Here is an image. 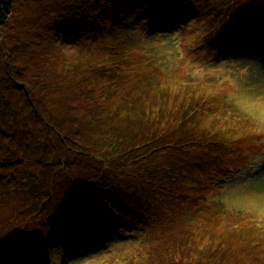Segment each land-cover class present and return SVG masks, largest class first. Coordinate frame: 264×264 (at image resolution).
Here are the masks:
<instances>
[{
  "label": "rangeland",
  "instance_id": "obj_1",
  "mask_svg": "<svg viewBox=\"0 0 264 264\" xmlns=\"http://www.w3.org/2000/svg\"><path fill=\"white\" fill-rule=\"evenodd\" d=\"M248 1L252 14L241 9L238 13L241 17L237 16L238 24L251 21L258 27V33L252 34L258 40L247 52L251 56L236 57L241 43H235L229 34H223L218 29L212 30L217 21L213 18L185 20L183 17L180 23H173L164 15L142 17V13H136L128 21L131 29L128 33H121L112 24L100 27L102 29L98 32L96 25L81 31L83 20L88 23L91 20L80 16L85 2L14 0L8 20L0 27V108L7 99L23 97L17 81L28 80L31 83L33 78L42 79L54 63L62 70L63 61L79 58L82 49L97 59L101 56L102 60H106V56L110 55V62L113 53H120L116 66L106 68L108 77L117 75L115 71H118L130 74L129 78L138 77L140 83L146 78L142 87L148 90L163 85L167 80L173 81L167 93L156 92L146 116L147 133L162 130L166 134L173 130L168 137L172 136L183 124V113L185 117L190 114L187 116V127L192 130L190 134L185 133L188 153L183 159V167L187 168L186 172H182L183 167L178 164L182 162L177 156L176 149L179 148L167 146V151L178 159V163H172L171 167L178 168L179 178L169 184L168 190L160 194V199L151 202L149 196L143 203L137 202L132 191L138 179L145 176V164L141 161L143 154L133 150L120 155L118 160L126 163V167H121L116 164L113 157L116 151L112 149L104 162L107 166L101 168L103 173L99 172L100 162L95 158L89 160L90 157L86 156L85 159L98 169L96 175L101 180L107 177L119 183V190L111 193L113 203L107 204L122 208L128 201L131 208L120 228H116V224L107 231L122 230L124 225H128L129 238L118 240L110 236L111 240L104 246L109 235L100 236L94 243L88 237L75 242L72 234L64 233L57 239V234H53L55 232L48 233L45 237L41 236L42 242L38 246L53 244L54 249L46 256L37 257L40 264H121L122 259L130 255L141 257L148 255L150 250L163 253L170 246L172 248L167 256L174 254V257L166 258L169 262H180L188 259V254L181 250L186 243L188 251L195 250L197 244L205 245L207 249L225 252L229 261L235 255L242 256L246 264H264V7H260V0ZM243 26L249 25L246 23ZM104 43H107L106 48ZM127 54L132 56V60L122 56ZM160 65L165 73H160L158 77L156 69ZM115 81L106 83L100 79L102 87L122 84ZM122 98L128 99L127 96ZM139 98V92L133 90L129 99ZM47 113L48 120L52 121L46 123L50 131L59 125L65 128L61 129L69 137L67 129L71 112L62 119L57 110L55 114L51 111ZM119 122L127 123L123 132L125 135L139 128L132 127L126 120ZM21 124L22 121L19 126ZM5 138L12 142L13 151L18 156L28 158L22 165L26 173L19 170L21 175L29 178L38 176L49 185L63 180L66 189L73 179L70 176H76L80 178L76 188L87 189L86 169L75 170L77 165L69 162L60 169L57 165V171L53 168L54 172L48 168V161H41L43 152L38 149L42 145L37 136L23 138L14 131L12 137ZM68 152L72 150L63 148L59 140L55 155L62 154L63 157ZM158 153L162 156L163 150ZM129 177L131 179L128 180ZM126 181L131 184L128 188L124 187ZM16 191L17 188L14 194ZM67 191L68 199L78 198L77 191ZM166 207L178 211L185 210V207L199 209L189 218V228L195 235L193 242L149 241L152 239L151 228L158 223V214ZM6 211H12V205H0V264H29L24 261V256L20 257L22 245L18 239L6 244L2 238L6 230L4 223L9 220L3 215ZM27 223L32 225L31 219ZM22 225V221L14 219L9 223L8 232L12 233L14 228ZM208 228L207 234L205 230ZM46 229L50 232L51 225L47 224ZM180 229L183 230V227ZM15 232L29 236V232L24 230ZM168 237L183 238L182 232L171 231L160 238ZM13 254H19L16 256L18 259H12Z\"/></svg>",
  "mask_w": 264,
  "mask_h": 264
},
{
  "label": "trees",
  "instance_id": "obj_2",
  "mask_svg": "<svg viewBox=\"0 0 264 264\" xmlns=\"http://www.w3.org/2000/svg\"><path fill=\"white\" fill-rule=\"evenodd\" d=\"M79 1L86 4L81 10L80 16L82 19L83 17L91 19L90 23L83 20L84 25H82L81 31L96 25L98 32L104 26L111 24L119 30L122 25L127 24L128 29L131 30L128 25L129 19L136 13H142V17L150 14L164 15L173 23H180V19L183 17L185 20L213 18L217 21L212 30L218 29L223 34H229L235 43H241L237 48L239 51L253 48L254 43H257L258 40L252 35L258 33L256 25L248 20L238 24L237 16L241 17V14L238 15L241 9L252 14L248 0H90L88 3L87 0ZM13 4L14 0H0V27L4 26L8 20ZM260 7H264V0H260ZM233 21L234 23H232ZM245 22L252 27L243 26L246 24ZM241 33L246 36L242 37ZM103 46L106 48L107 43H104ZM79 53V58L63 61L62 70L54 63L52 69L42 79L33 78L31 83L28 80L17 81L19 89L23 92V97L17 100L7 99L0 108V205H12V211H6L3 214L9 218L4 223L6 230L2 237L6 244L11 240H20L15 236L26 235L15 232L17 230L29 233L38 231L41 235L35 238L36 242L41 240V236L45 237L52 232H55L53 234H57V237L64 233L72 234L73 238H80L77 242L83 237L96 238L106 235H109L106 237V242L111 240L110 236L112 239H128L129 235L126 233L129 230L128 225H124L122 230L111 233L106 228H111L116 224H118L116 228H120L129 214L130 204L125 202L126 205H123L122 208L107 204V202H113L111 193L117 192L120 185L116 181L106 179L107 177L101 180L96 175L98 169L89 161L95 158L100 162L99 172L103 173L101 168L107 166L104 162H106L107 153L112 149L116 151L113 156L115 162L121 167H126V163L118 160L120 155L124 156L133 150L143 154L141 161L145 164V176L139 178L137 184L132 188L134 199L139 203H143L147 196H149V202L160 199V194L166 192L165 189L168 190L169 184L179 178L178 168L171 167L172 163H178V159L172 152L167 151V146L174 145L179 148V150L176 149L179 153L177 156L182 159V162L178 164L183 167V159L188 153L185 133L189 132L190 134V131L192 133V130L187 127V116L190 114H186L185 117L183 113L181 118L183 124L180 130L175 131V134L170 137L168 136L173 130L166 134L162 130H153L149 134L145 129L146 116L156 92L167 93L173 81L167 80L161 86L156 85L152 89H144L142 86L146 84V78L140 83L138 77L130 76L129 78L130 74H120L118 71H115L117 75L108 77L106 68L116 66V60L120 53H113L111 62L109 61L110 55L106 56V60H102L103 57L100 56L97 59L96 56L90 52L87 53L84 49ZM122 56L128 57L129 54ZM131 58L132 56L127 59L132 60ZM160 73H165L162 65L156 69V76L160 77ZM48 75H50L49 78ZM100 79L106 83H113L117 80L115 82L122 84L102 87ZM133 90L139 92L138 100L129 99L132 98ZM123 96H127L128 99L122 98ZM55 110L58 111L60 119L69 111L71 112L70 125L67 129L69 137L63 133L64 127L57 125L54 126L53 131H50V126H47V121L52 122L48 120L47 112L51 111L55 114ZM121 120L130 122L132 127H139L138 130L129 135L123 134L127 123L119 122ZM21 121L22 124L19 126ZM106 126L115 127L109 129ZM14 131L19 137L27 138L31 135L38 137L42 145L38 150L43 152L41 161L43 163L48 161L49 169L57 171V165L60 169L69 162L77 165L75 170L86 169L84 177L88 180L87 189L83 191L76 188L80 179L76 176H70L73 179L69 188L66 189V183L63 180L60 183L49 185L48 183L44 184L42 178L40 180L38 176L29 178L23 175L26 173V169L22 165L27 162L28 158L18 156L13 151L12 142L10 143L5 138L6 136L12 137ZM49 138L51 140L48 142ZM59 140H61L63 148H69L72 152H68L63 157H61L62 154L55 155L54 151ZM160 150H163L162 156L158 153ZM86 156L90 159H85ZM186 169L183 167L182 172H186ZM19 170H23L22 175ZM129 179L131 178L129 177ZM130 185L128 181L124 183L126 188ZM16 188L17 191L14 194ZM67 190L78 192L79 196L72 199V205L67 202ZM193 212L195 211L192 208L185 207V210L178 211L166 207L161 211V214H158L159 220L151 228L153 234L149 241L171 242L176 240L180 244L182 240L193 242L195 235L191 233L193 229L189 228V218ZM112 218L114 219L113 223H109V219ZM14 219L22 221L23 225L14 228L11 233L8 232V226ZM28 219H31L32 222L30 226L27 223ZM212 219L215 220V218ZM166 220L170 222H166ZM47 224L51 225L50 232L46 229ZM182 227L183 230L180 229ZM209 230L210 228L205 230L207 234ZM167 231L182 232L183 238L161 239L160 237ZM9 234L10 236L7 238ZM31 237L32 235L26 239ZM31 241L34 242L32 239ZM51 245L53 246V244ZM187 245L188 243L183 248L181 245L179 246L183 252L188 254L186 261L169 262L170 260L166 256L168 250L172 248L170 246L163 253L150 250L148 255L141 257L130 255L129 258H123L121 264L247 263L242 256L235 257V255L229 261V255L225 252L215 248L207 249L205 245L197 244L195 250L188 251ZM167 257L172 258L174 254Z\"/></svg>",
  "mask_w": 264,
  "mask_h": 264
},
{
  "label": "clouds",
  "instance_id": "obj_3",
  "mask_svg": "<svg viewBox=\"0 0 264 264\" xmlns=\"http://www.w3.org/2000/svg\"><path fill=\"white\" fill-rule=\"evenodd\" d=\"M188 209H191V208H188ZM193 210V209H192ZM193 211H197V209L193 210Z\"/></svg>",
  "mask_w": 264,
  "mask_h": 264
},
{
  "label": "bare ground",
  "instance_id": "obj_4",
  "mask_svg": "<svg viewBox=\"0 0 264 264\" xmlns=\"http://www.w3.org/2000/svg\"><path fill=\"white\" fill-rule=\"evenodd\" d=\"M129 58V57H128Z\"/></svg>",
  "mask_w": 264,
  "mask_h": 264
}]
</instances>
